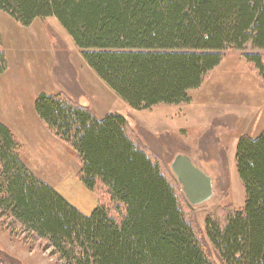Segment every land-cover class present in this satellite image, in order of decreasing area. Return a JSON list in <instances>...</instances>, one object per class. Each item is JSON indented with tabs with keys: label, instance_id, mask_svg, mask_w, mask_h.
I'll list each match as a JSON object with an SVG mask.
<instances>
[{
	"label": "trees",
	"instance_id": "obj_1",
	"mask_svg": "<svg viewBox=\"0 0 264 264\" xmlns=\"http://www.w3.org/2000/svg\"><path fill=\"white\" fill-rule=\"evenodd\" d=\"M0 11L22 27L54 17L134 110L188 103L189 92L247 44L259 53L245 61L264 83V0H0ZM7 70L0 30V75ZM34 110L76 152V177L102 200L89 216L80 213L28 170L0 121V218L45 240L65 264H215L177 182L133 140L122 115L98 119L63 93L39 94ZM235 163L243 208L223 224L207 218L205 235L223 264H264V127L239 138ZM0 264L13 262L0 254Z\"/></svg>",
	"mask_w": 264,
	"mask_h": 264
},
{
	"label": "rangeland",
	"instance_id": "obj_2",
	"mask_svg": "<svg viewBox=\"0 0 264 264\" xmlns=\"http://www.w3.org/2000/svg\"><path fill=\"white\" fill-rule=\"evenodd\" d=\"M0 24L2 48L9 65L0 75V119L9 125L15 139L21 143V158L33 154L35 160L51 165L48 178L57 182L51 184L68 199L71 196L72 201L89 207L92 204L90 193L82 191L77 183L80 182L76 177L80 165L76 152L67 143L60 139L56 143L47 140L31 151L33 133L35 139L43 134V131L38 132L37 127L41 125L33 116L34 99L41 93H63L79 104L88 105L98 119L109 113L122 115L133 140L152 158L159 156L163 173L177 182L183 196L170 167L176 155L188 156L210 178L211 198L196 206L188 204L185 212L214 263L223 264L206 238L205 222L207 218H214L223 224L232 212L241 211L245 202L235 153L241 136L255 138L264 127V83L247 65L246 69L244 58L245 54L259 51L251 44L242 51L231 50L228 62L220 64L205 83L192 90L193 99L188 103L134 110L88 67L54 17L36 19L30 26L22 27L0 11ZM28 133L29 137L24 136ZM54 167L57 170L54 171ZM56 178L64 181L60 184L52 180ZM91 194L96 207L102 198ZM12 223L8 218H0V254L6 261L65 264L51 254L45 240L23 232Z\"/></svg>",
	"mask_w": 264,
	"mask_h": 264
},
{
	"label": "crops",
	"instance_id": "obj_3",
	"mask_svg": "<svg viewBox=\"0 0 264 264\" xmlns=\"http://www.w3.org/2000/svg\"><path fill=\"white\" fill-rule=\"evenodd\" d=\"M0 30H1V40H2V35H3V28H2V25L0 24ZM4 50V49H3ZM5 52V51H4ZM6 54V53H5ZM228 61H226L225 63H227ZM224 64V63H223ZM247 63L245 62V67H246ZM223 66V65H222ZM248 66V65H247ZM227 67V66H226ZM238 67V66H237ZM8 68H9V65H8ZM221 68V67H220ZM220 68H218V70H220ZM230 68V67H228ZM232 70V68H230ZM247 69V67H246ZM250 70V69H249ZM209 79V78H208ZM189 97H191L190 99H193L192 98V90L191 92H189ZM35 101V99H34ZM33 116L35 117V121L37 124L41 125L40 127H37L38 129V132L40 131H43V134L41 135H37L36 139L34 138V133L33 132H30V133H33L32 135V139L34 141L33 143V147L31 148V151L32 149L35 147V146H38L39 144L41 143H46V141H51V142H58L59 141V138H56L48 129L47 127L40 121V119L38 118V116L35 114H33ZM1 122H3L5 125H7L9 127V125L3 121L2 119H0ZM11 126H14L13 124ZM10 128V127H9ZM46 129V132H44V130ZM11 129V128H10ZM12 131V129H11ZM30 133H28V135H25L26 137H29ZM14 134V133H13ZM32 141V142H33ZM20 143V142H19ZM20 146L22 148V145L20 143ZM32 154V152H31ZM21 150H20V158L22 157L21 156ZM29 158H21V161L23 162V164L28 168V170L36 177L38 178L40 181L48 184L49 186H51L54 190H56L64 199H66L73 207H75L80 213H82L83 215L85 216H89L91 214V212L96 208L95 205H96V201L94 200L95 198L93 197V195L91 194L92 192L87 190L80 182H77L82 188H80L82 191H86V193H90V197L92 199V204L89 206V207H85V206H82L79 202L77 201H72V198L71 196H69V199L67 198L68 196L64 195L63 193L59 192L51 183H57V182H52L48 176L50 175V170H51V165L47 166L45 165L41 160H35V156L30 155L28 156ZM54 171L57 170L56 167L53 168ZM52 171V170H51ZM57 172V171H56ZM76 175H77V172H76ZM53 181H59V183L61 184V182H63L64 180L63 179H52ZM93 197V198H92Z\"/></svg>",
	"mask_w": 264,
	"mask_h": 264
},
{
	"label": "water",
	"instance_id": "obj_4",
	"mask_svg": "<svg viewBox=\"0 0 264 264\" xmlns=\"http://www.w3.org/2000/svg\"><path fill=\"white\" fill-rule=\"evenodd\" d=\"M170 167L190 205L196 206L211 198L213 190L210 178L202 173L188 156L176 155Z\"/></svg>",
	"mask_w": 264,
	"mask_h": 264
}]
</instances>
